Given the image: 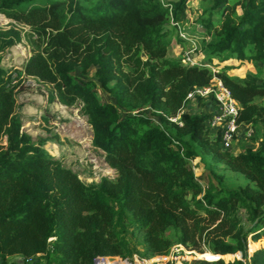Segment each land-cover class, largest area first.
<instances>
[{
    "label": "trees",
    "instance_id": "trees-1",
    "mask_svg": "<svg viewBox=\"0 0 264 264\" xmlns=\"http://www.w3.org/2000/svg\"><path fill=\"white\" fill-rule=\"evenodd\" d=\"M190 1L0 0L1 14L29 27L0 29V264H94L131 259L135 246L147 258L184 246L204 258L191 264H264V0H199L200 24L216 39L206 46L209 65L168 57ZM24 38L36 46L24 73L52 87L49 103L81 105L115 179L84 183L22 131L2 54ZM232 60L258 72L216 69ZM89 70L94 79L85 80ZM215 78L239 103V123L255 127L252 141L263 138L258 149H223L209 127L213 95L197 97L212 112L188 110V95ZM183 109V126L170 121ZM220 166L244 184L230 186ZM249 238L260 248L252 256Z\"/></svg>",
    "mask_w": 264,
    "mask_h": 264
},
{
    "label": "rangeland",
    "instance_id": "rangeland-1",
    "mask_svg": "<svg viewBox=\"0 0 264 264\" xmlns=\"http://www.w3.org/2000/svg\"><path fill=\"white\" fill-rule=\"evenodd\" d=\"M200 9L199 2L196 1L190 4L187 20L179 24L177 31L172 35L169 58L187 59L190 57L196 63L207 64V62H204L208 54L206 46L216 39L215 36H209L201 26L200 15L202 11ZM238 13H242L240 8H238ZM12 25L17 26L20 30L29 31V27L17 24L0 13V29L8 30ZM179 39H182L184 43H179ZM34 45L33 40L24 38L20 44L2 54V66L8 70L13 79V84L16 85V114L22 119V131L29 134L34 142L45 141V147L54 158L60 160L65 166L77 173L79 179L84 183H99L103 178L115 179L117 173L106 163L104 152L92 145L93 129L89 125L87 118L82 114L81 105L68 107L58 101L49 103V94L52 87L35 78L28 77L24 73L26 62L36 50ZM214 63L219 64L218 61ZM225 65H234L236 69L232 70L230 74L240 77H246L248 73L258 72L257 67L253 63H241L236 60L221 64L216 69H221ZM84 79H94L93 70H89L87 77ZM101 98L104 101H110L102 94ZM209 103V100L199 101L196 99L188 110L193 113H210L213 109ZM262 103L264 104V99ZM263 136L264 131L261 134V137ZM261 137H258L254 142L251 140L249 142L243 141L233 152L241 154L245 146L258 149L263 141ZM3 144L6 145V139L3 140ZM194 167L196 176L206 186L210 175L206 170L205 164L200 162V160H196L194 161ZM218 172L225 175L230 186H240L245 182L240 174L231 172L225 169L224 166H220ZM259 247H264V241L259 242ZM183 248L184 251L181 252V256L185 257L189 263L197 259H204L200 257L202 254L190 251L184 246ZM260 248L254 250V252ZM135 249L136 252L133 258L127 259L128 262L122 264H137L136 259L139 261L147 259V257L142 255L143 249L141 247L135 246ZM254 252L253 242L249 238V253L252 256ZM238 256L239 254L234 255L231 259L224 260L226 262L234 261ZM118 258L120 257L115 259L117 260ZM8 261L10 263L19 262L21 259L19 257H11ZM111 263L114 264L113 262Z\"/></svg>",
    "mask_w": 264,
    "mask_h": 264
},
{
    "label": "built area",
    "instance_id": "built-area-1",
    "mask_svg": "<svg viewBox=\"0 0 264 264\" xmlns=\"http://www.w3.org/2000/svg\"><path fill=\"white\" fill-rule=\"evenodd\" d=\"M182 62L186 65H201L193 61L190 57L187 59L184 58ZM214 71L216 72V70ZM211 95L215 97L216 111L209 121V127L214 132L215 136L220 134L221 146L223 149L234 151L243 141H252L256 134L255 127L253 125L239 123L240 105L220 79L215 78L211 86L199 88L191 92L187 99L193 103L196 101L197 97L208 98ZM183 112L184 109L180 111L178 116L170 118V121L183 126L180 120ZM182 251H184L183 246H175L168 256H155L142 259V261L137 259L135 261L137 264H191L185 257L181 256ZM115 258L116 257L98 256L95 258L94 264H106V261L113 262L114 264L128 262L127 259H122L121 257L117 260ZM237 259L241 258L238 256Z\"/></svg>",
    "mask_w": 264,
    "mask_h": 264
},
{
    "label": "crops",
    "instance_id": "crops-1",
    "mask_svg": "<svg viewBox=\"0 0 264 264\" xmlns=\"http://www.w3.org/2000/svg\"><path fill=\"white\" fill-rule=\"evenodd\" d=\"M196 1L199 2V6L201 5V2H200L199 0H192V1L189 2V7H190V4H191V3L196 2ZM200 7H201V6H200Z\"/></svg>",
    "mask_w": 264,
    "mask_h": 264
},
{
    "label": "water",
    "instance_id": "water-1",
    "mask_svg": "<svg viewBox=\"0 0 264 264\" xmlns=\"http://www.w3.org/2000/svg\"><path fill=\"white\" fill-rule=\"evenodd\" d=\"M239 257L242 259V255L241 254H239ZM219 259H223V258H218L216 260H219ZM241 259H238V260H241Z\"/></svg>",
    "mask_w": 264,
    "mask_h": 264
},
{
    "label": "bare ground",
    "instance_id": "bare-ground-1",
    "mask_svg": "<svg viewBox=\"0 0 264 264\" xmlns=\"http://www.w3.org/2000/svg\"><path fill=\"white\" fill-rule=\"evenodd\" d=\"M110 262V261H109ZM111 263V262H110ZM112 264V263H111Z\"/></svg>",
    "mask_w": 264,
    "mask_h": 264
}]
</instances>
